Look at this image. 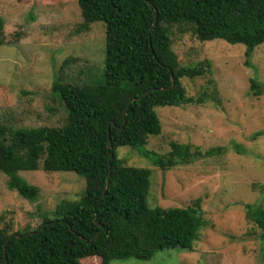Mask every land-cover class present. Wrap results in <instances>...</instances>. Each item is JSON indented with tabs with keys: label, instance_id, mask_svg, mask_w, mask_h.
Wrapping results in <instances>:
<instances>
[{
	"label": "trees",
	"instance_id": "16d2710c",
	"mask_svg": "<svg viewBox=\"0 0 264 264\" xmlns=\"http://www.w3.org/2000/svg\"><path fill=\"white\" fill-rule=\"evenodd\" d=\"M76 1L85 28L98 20L105 25L102 80L53 81L52 91L67 114L62 126L0 122V172L8 189L26 199H36L39 188L18 174L24 170L73 171L84 178L85 188L77 201L58 204L54 216H45L34 229L12 233L0 227V264H82L88 256L110 264L130 257L147 260L162 249L190 250L206 225L200 198L184 207H148L151 169L127 165L118 148L130 147L161 169L220 152L175 141L163 154L145 147L148 136L161 130L156 107L216 98L215 86L211 95L186 94L181 79L201 76L211 64L207 59L181 64L172 49L171 27H189L200 40L244 44L248 63L264 42V0ZM2 37L0 18V45ZM250 89L259 95L264 86L251 78ZM244 207L264 242V207Z\"/></svg>",
	"mask_w": 264,
	"mask_h": 264
},
{
	"label": "rangeland",
	"instance_id": "374dc122",
	"mask_svg": "<svg viewBox=\"0 0 264 264\" xmlns=\"http://www.w3.org/2000/svg\"><path fill=\"white\" fill-rule=\"evenodd\" d=\"M0 122L13 127L62 126L66 111L52 91L53 81L81 84L102 80L105 25L83 26L76 0H0ZM172 49L181 64L210 61V71L181 82L188 96L204 92L203 103L159 106L160 133L148 136L146 149L163 154L170 142L188 143L205 152L190 163L161 169L130 147L118 148L127 165L151 169L148 207H184L200 198L206 225L192 249L157 251L147 260L130 257L110 264H262L260 229L245 217L246 203L264 207V91L254 95L251 78L264 86V42L246 63L245 45L222 39L200 40L189 27H171ZM39 188L26 199L7 187L0 172V227L9 232L36 228L62 202H75L85 188L73 171H19ZM100 257L80 259L100 264Z\"/></svg>",
	"mask_w": 264,
	"mask_h": 264
},
{
	"label": "water",
	"instance_id": "95a60500",
	"mask_svg": "<svg viewBox=\"0 0 264 264\" xmlns=\"http://www.w3.org/2000/svg\"><path fill=\"white\" fill-rule=\"evenodd\" d=\"M156 18H157V14L155 15V20H156ZM174 84V83H173Z\"/></svg>",
	"mask_w": 264,
	"mask_h": 264
}]
</instances>
